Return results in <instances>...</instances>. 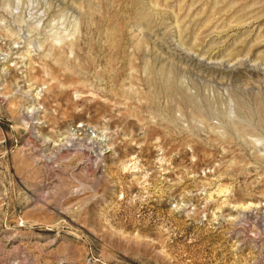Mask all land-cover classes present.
Returning a JSON list of instances; mask_svg holds the SVG:
<instances>
[{
    "label": "rangeland",
    "instance_id": "obj_1",
    "mask_svg": "<svg viewBox=\"0 0 264 264\" xmlns=\"http://www.w3.org/2000/svg\"><path fill=\"white\" fill-rule=\"evenodd\" d=\"M0 264H264V0H0Z\"/></svg>",
    "mask_w": 264,
    "mask_h": 264
}]
</instances>
